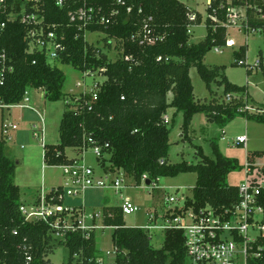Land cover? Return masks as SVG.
<instances>
[{"label": "trees", "instance_id": "trees-1", "mask_svg": "<svg viewBox=\"0 0 264 264\" xmlns=\"http://www.w3.org/2000/svg\"><path fill=\"white\" fill-rule=\"evenodd\" d=\"M88 2L101 6L106 15L111 9L118 13L108 24H89L83 28L70 20V13L81 5V0H63L62 5L56 4V0H39L37 12L44 15L46 31L64 38V49L58 52L55 61L72 65L82 72L98 71L105 76L97 90V98L90 102L91 109L87 104L88 93H79V100L73 102L75 95L63 91L65 74L49 62L45 53L26 51L29 27L19 21L8 23L1 41L6 62L13 70L6 74L0 86V108L18 103L30 89L42 90L44 97L52 102L64 99L68 102L65 101L59 123L60 141L42 145L46 166L74 162L76 156L68 157L65 150L73 148L78 154L86 137L92 136L109 144L106 155L98 159L105 173H121L139 185L144 175L157 184L160 177L195 172L193 194L186 198L185 207L195 210L210 207L216 214L231 213L240 197L237 185L228 184L227 178L241 168L237 160L221 154L217 142L212 141L215 159L198 147L196 154L200 160L197 163L186 160L169 163L170 120L165 123L164 116L169 107L182 112L181 134L184 137H188V127L196 112H203L208 121L219 126H225L239 115L264 124V114L238 112L247 101L245 87L222 78L218 82L223 85L224 96L229 93L233 98L229 102L212 98L209 103H200L194 98L189 76V69L195 67L206 87H210L222 68H208L204 57L211 49L226 47L227 7L246 6L250 27L260 31L264 29L261 18L264 0H210L204 20L198 11L181 0ZM3 18L0 15V19ZM202 20L206 34L193 43L189 27ZM95 31L105 34L104 46L86 41L85 34ZM150 38L154 42H149ZM112 39L119 44L114 60L108 56ZM246 52L247 45H240L234 53L236 64L246 59ZM125 56L131 58L125 59ZM262 69L264 71V66ZM246 71L249 73L251 69ZM168 94H171L170 101ZM5 144L0 136V264H50L47 256L55 240L69 249V260L64 264H188L181 230H165L161 247L155 248L146 230L125 225L119 205L104 204L101 208L102 224L113 229L111 241L115 255L109 263L98 262L94 232L88 238L81 232H74L59 239L53 236L46 223L26 220L19 210L23 203L20 187L14 182L16 164L5 155ZM262 155L264 150L247 153L251 160ZM261 204L264 207V198ZM257 245L261 246L259 255L248 258L247 264H264V237L255 243V250Z\"/></svg>", "mask_w": 264, "mask_h": 264}, {"label": "rangeland", "instance_id": "rangeland-1", "mask_svg": "<svg viewBox=\"0 0 264 264\" xmlns=\"http://www.w3.org/2000/svg\"><path fill=\"white\" fill-rule=\"evenodd\" d=\"M191 8L199 10L206 17V0H181ZM190 41L197 43L204 38L206 28L204 21L193 27L190 26ZM227 38L234 41V46L222 47L221 51L211 49L204 57V64L208 68L219 66V76L207 88L205 82L201 79L195 67L189 69V76L193 86L195 100L200 103H209L212 98L219 101L224 100V89L218 81L222 78L232 84L245 87L247 103L249 106L264 107V71L262 66L253 67L249 73L246 69L248 66L235 63V55L242 44L247 45L246 63L250 66L262 57L264 58V29L244 34L238 27H229L227 29ZM105 34L95 31L86 33V41L98 46H104ZM118 42L111 40L108 50V56L114 60L118 55ZM52 65L61 69L65 74L63 91L65 93L77 94L79 92L90 91L95 83H101L105 76L103 74H85L74 68L72 65L61 64L55 60H49ZM79 83V84H78ZM41 95V98L39 96ZM29 105L36 107L44 118L43 141L35 136L33 125H40L36 112L28 108L13 107L10 109L0 108V123L6 119L16 123L18 128L13 132L11 139H4L5 155L16 164L14 182L21 188L20 201L25 205L33 199L34 192L48 191L52 186L61 184L63 176L58 166H46L43 162L44 144H57L60 141L59 123L62 113L65 109V101H49L44 98L42 90H28ZM43 97V98H42ZM171 100V94H168V101ZM169 117V163H177L186 160L191 163H197L200 157L197 148L200 147L205 155L215 159V153L211 142L216 141L218 151L226 157L234 158L240 165V169L231 172L228 175L227 182L230 185H239L243 180V165L246 158V150H264V124L247 120L244 116H237L230 120L225 126H219L216 122L208 121L203 112H196L189 124L187 135L184 137L181 129L182 112L172 107L167 109ZM246 134L247 146L235 144L237 136ZM1 135V132H0ZM68 157H75L77 151L73 148L65 150ZM83 161L86 165L93 168L95 177L101 176L104 179L106 173L99 164V160L87 149L83 152ZM108 164V163H106ZM123 174H111L112 178H124ZM129 184L122 189L120 193L115 194L107 188H88L76 196H66L63 204L66 206L83 207L84 211L89 213L101 212L104 204L120 205L122 197H128L139 210L124 215V223L130 227L143 228L147 222L146 213L148 210L157 208L164 210L168 204L164 202L165 195L174 194L191 197L196 181L195 172L180 173L174 177H160L156 184V189L151 190L144 183L133 185L131 178H124ZM110 180V179H109ZM29 203V204H27ZM112 227L104 229H95L94 236L99 258L102 263L113 261V244L111 241ZM151 233V244L155 248H160L163 241V234L160 231ZM264 236V229L262 230ZM54 246L47 258L50 264H64L69 260V249L63 243L53 241ZM109 252V254H107Z\"/></svg>", "mask_w": 264, "mask_h": 264}, {"label": "built area", "instance_id": "built-area-1", "mask_svg": "<svg viewBox=\"0 0 264 264\" xmlns=\"http://www.w3.org/2000/svg\"><path fill=\"white\" fill-rule=\"evenodd\" d=\"M39 0H0V86L4 84L7 73L13 70L10 63L6 62V55L1 46L2 38L6 32L9 22L19 21L29 27L26 35L27 52H43L48 60H55L58 52L64 49V38H57L53 31H46L43 25L44 15L37 12V2ZM121 5L123 2L118 1ZM56 4L62 5L63 0H56ZM130 11V8H127ZM260 11V9H258ZM118 13L111 9L107 15L103 13L101 6L90 4L88 0H81V5L72 13L70 20L78 22L83 28L89 24H108L112 16ZM264 19V15H261ZM226 28L238 27L244 34L259 31L250 27L246 14V6L229 5L226 9ZM86 39V34H85ZM149 42H154L150 38ZM234 46V41L227 38L226 47ZM222 48H214L221 51ZM125 56V59H130ZM239 65H246L249 69L255 66H264V58L259 57L253 65L246 63V59L239 60ZM85 74H95L98 71H83ZM79 84V83H78ZM100 83H95L90 91L79 92L88 93L90 100L87 104L91 109L93 100L97 98V90ZM79 93L75 95L73 102L79 100ZM232 95L227 93L224 96L226 102L232 99ZM123 99V97H121ZM29 101L28 90L24 92L23 98L18 103L5 104L2 108L10 109L13 107L28 108L36 112L40 125H33L35 136L43 141L44 116L39 110L27 102ZM68 102V101H66ZM71 109H75L72 107ZM238 112H248L264 114V107L245 105L238 108ZM169 121L168 115L164 116V122ZM18 128L16 123L6 119L1 120L0 132L4 139H11L13 132ZM235 144L247 146L246 134L237 136ZM44 143H42L43 145ZM109 147L108 142H100L92 136H88L81 148V152L76 154V160L70 164L58 166L61 169L63 182L52 186L48 191H43L41 186L36 199L29 206L22 204L19 208L26 220H40L46 223L53 236L59 239L74 232H81L82 236L88 238L95 229H104L102 215L99 213L87 214L83 207L66 206L63 204L66 196H76L88 188H107L115 194L129 184L126 178H112L110 173H106L104 179L101 176L95 177L92 167L83 161V152L90 149L95 157L102 158L106 155ZM246 150L245 163L243 165L244 178L237 185L240 200L231 213L216 214L210 207L195 210L192 207H185L186 196L169 194L165 195L164 202L167 207L164 210L153 208L146 213L147 224L143 227L148 232L168 229L181 230L184 236V245L187 251L188 264H247L248 258L257 257L261 246L255 243L260 237H264V207L261 200L264 198V155L249 159ZM110 179V180H109ZM146 176H142L141 182L145 184ZM133 185H135L133 183ZM146 185V184H145ZM151 189H156V183L150 181L146 185ZM120 209L122 215H127L139 210L128 197H122ZM225 215H228L225 217ZM109 254V252H107ZM115 254V249L113 250ZM29 259V257H28ZM102 263L101 259H98Z\"/></svg>", "mask_w": 264, "mask_h": 264}, {"label": "crops", "instance_id": "crops-1", "mask_svg": "<svg viewBox=\"0 0 264 264\" xmlns=\"http://www.w3.org/2000/svg\"><path fill=\"white\" fill-rule=\"evenodd\" d=\"M209 1L210 0H206V5H207V3H209ZM189 6V5H188ZM190 7V6H189ZM191 8V7H190ZM193 10H196V9H194V8H192ZM196 11H198L201 15H202V17H203V13H201L199 10H196ZM205 18L203 17V20H204ZM202 20V21H203ZM194 26H196V25H193V27ZM263 67V66H262ZM43 92V91H42ZM44 93V92H43ZM39 98H41V95L39 96ZM43 98V97H42ZM45 98V97H44ZM36 108V107H35ZM249 151H253V150H249ZM19 186V185H18ZM20 187V186H19ZM20 190H21V188H20ZM37 194H38V191L37 192H34V195H33V199H32V201H30L29 203H32L35 199H36V197H37ZM21 196V195H20ZM22 202V201H21ZM26 202V201H25ZM25 202L23 203V204H25ZM29 203H27V204H29ZM109 205V204H108ZM27 206V205H26ZM102 208V207H101Z\"/></svg>", "mask_w": 264, "mask_h": 264}, {"label": "water", "instance_id": "water-1", "mask_svg": "<svg viewBox=\"0 0 264 264\" xmlns=\"http://www.w3.org/2000/svg\"><path fill=\"white\" fill-rule=\"evenodd\" d=\"M149 183H150V180L149 179L145 180V184L146 185H149Z\"/></svg>", "mask_w": 264, "mask_h": 264}]
</instances>
